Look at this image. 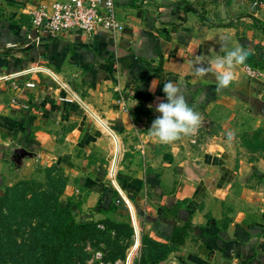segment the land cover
<instances>
[{
	"label": "crops",
	"instance_id": "crops-1",
	"mask_svg": "<svg viewBox=\"0 0 264 264\" xmlns=\"http://www.w3.org/2000/svg\"><path fill=\"white\" fill-rule=\"evenodd\" d=\"M7 1L24 10L20 0ZM116 13L124 28L115 35L68 32L44 37L40 44L27 39L29 25L22 24L17 14L0 16V154L11 152L13 158L20 148L58 157L91 114L115 138L110 167L114 176L120 153L117 134L146 139L142 108L161 115L155 106L166 102L163 84L168 80L182 87L196 112L216 115L237 101L258 112L263 109L264 1L117 0ZM237 46L259 64L252 65L247 58L235 66L229 87L218 90L214 75L196 74L202 63L224 57ZM77 121L68 132L58 130ZM215 138L220 137L214 134L201 153L204 158H191L192 148L174 142L167 150L171 155L165 156L175 169L172 180L159 181L152 172L141 177L121 174L125 191L117 179L113 182L132 211L137 238L133 204L141 214L140 204L150 198L148 192L162 196L156 215H146L152 234L173 251L156 264H264V192L255 191L262 196H254L252 191L246 193L248 187L245 191L238 187L244 167L234 169L229 150ZM11 156L7 160L0 155V182L5 177L1 168ZM190 164L200 166V172L187 174ZM92 184L93 189L87 187L91 197L108 206L113 189L102 180ZM185 223L190 227L184 241L174 244V228Z\"/></svg>",
	"mask_w": 264,
	"mask_h": 264
},
{
	"label": "rangeland",
	"instance_id": "rangeland-1",
	"mask_svg": "<svg viewBox=\"0 0 264 264\" xmlns=\"http://www.w3.org/2000/svg\"><path fill=\"white\" fill-rule=\"evenodd\" d=\"M37 1L42 0H20L24 10L25 6H31ZM9 5L7 0H0V16L6 14L10 18L15 13L22 24L28 26L29 13L22 10L21 5L17 8ZM248 60L252 65L259 64L253 57H249ZM43 72L55 80L50 72ZM141 112L144 113L146 121L141 129L147 131L148 136L142 139L144 137L137 134H117L120 153L114 176L110 174V167L115 155V138L91 114H88L83 128L77 135L67 140V151H63L58 157L48 155L44 157L20 148V151L14 152L13 158L11 152L0 154L4 158L7 157V160L11 156V162L1 168L5 177L4 181L0 182V195L4 194L8 187H13L22 180H31L32 185L40 184L36 185L40 187L36 192L45 193L47 200H51L52 194L57 196L61 192L58 195L61 205L70 206L78 222H91L98 230L96 234L90 233L83 241L77 243L79 247L77 253L71 248H64L58 255L54 244H50L51 247L45 243L36 246L34 242L28 240L30 234L27 233L31 232L32 227H38L40 222L48 221L47 217L38 215L29 219L30 215H25L21 219V230L26 233L18 237L21 244L17 252L19 261H10L7 258L2 264H156L162 258H168L173 248L152 234L150 221L146 215L147 213L152 215L151 217L156 215L155 211L161 206L162 196L155 194L154 191L148 192L150 198L140 204L143 207L141 214L133 204L139 227L137 238L132 211L127 202L123 204L118 202L109 209L100 210L97 197H91V189L94 188L93 182L101 180L114 188L113 180H116L119 174L141 177L152 172L159 181L162 178L167 180L176 178L172 176L175 172L173 165H168L169 162L165 159L166 154L171 155L167 150L174 142L183 148H192L191 158L197 155L204 158L206 145L213 142L214 134L219 135L220 138L215 140H219L229 150L228 157L232 159L234 169L244 167V173L239 176L238 187L244 191V187H248L250 191L248 190L247 194L253 192V195L262 196L256 192H264V118L258 114L264 115V107L258 112L244 102L237 101L225 112L216 111V115L210 111H203L204 113L198 111L201 124L196 134L182 136L171 144H162L150 134L152 121L157 116L151 115L145 106ZM78 123L79 121L65 127L60 126L58 130L63 133L65 129L68 132L71 126L76 127ZM143 144L147 146L146 150L142 147ZM210 148H214V143ZM200 168L190 164L187 174L192 173L191 170L199 173ZM89 185L91 189L87 188ZM31 191L28 192V197L31 196ZM252 200L255 201L253 198Z\"/></svg>",
	"mask_w": 264,
	"mask_h": 264
},
{
	"label": "trees",
	"instance_id": "trees-1",
	"mask_svg": "<svg viewBox=\"0 0 264 264\" xmlns=\"http://www.w3.org/2000/svg\"><path fill=\"white\" fill-rule=\"evenodd\" d=\"M117 181L122 189H127L121 174L118 175ZM32 184L31 180H22L13 187H8L4 194L0 195V264L7 258L10 261H19L17 252L21 244L18 242V237L26 233L21 230V219L25 215H30L29 219L36 218L38 215L47 217L48 221L40 222L38 227H32L31 232L27 233L30 234L28 240L34 242L36 246L45 243L51 247L50 244H54L58 255L64 248H71L73 252L77 253L79 251L77 243L83 241L88 234L98 232L93 223L78 222L70 206L61 205L58 200V195L61 192L57 196L52 194L51 200H47L45 193L38 194L36 192L40 188L36 185L40 184ZM112 189L113 200L106 207L102 206V202L99 203L100 210L109 209L118 202L125 203L119 191L116 188ZM30 191L32 194L28 197ZM188 227H190L189 223L176 226L171 241L174 244L182 243Z\"/></svg>",
	"mask_w": 264,
	"mask_h": 264
},
{
	"label": "built area",
	"instance_id": "built-area-1",
	"mask_svg": "<svg viewBox=\"0 0 264 264\" xmlns=\"http://www.w3.org/2000/svg\"><path fill=\"white\" fill-rule=\"evenodd\" d=\"M116 8L117 0H42L27 10L30 23L25 35L35 44H40L44 37L68 32L91 35L104 31L115 35L124 28ZM249 73L257 74L253 70Z\"/></svg>",
	"mask_w": 264,
	"mask_h": 264
},
{
	"label": "clouds",
	"instance_id": "clouds-1",
	"mask_svg": "<svg viewBox=\"0 0 264 264\" xmlns=\"http://www.w3.org/2000/svg\"><path fill=\"white\" fill-rule=\"evenodd\" d=\"M221 39L223 41L224 38ZM249 55V51L237 46L224 57L210 61L207 65L202 63L196 68V74L204 76L211 73L217 81V89H225L233 81V68L243 64ZM154 88L152 86L150 90ZM163 93L166 102L161 100L156 104L155 111L161 115L152 121L150 134L162 144H171L182 136L195 135L201 124V116L188 105L182 87L176 81L168 80L163 84Z\"/></svg>",
	"mask_w": 264,
	"mask_h": 264
}]
</instances>
